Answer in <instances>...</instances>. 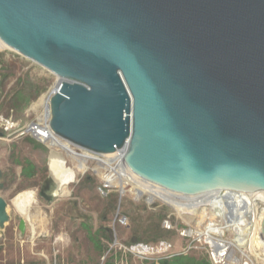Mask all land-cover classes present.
<instances>
[{"label":"water","instance_id":"water-1","mask_svg":"<svg viewBox=\"0 0 264 264\" xmlns=\"http://www.w3.org/2000/svg\"><path fill=\"white\" fill-rule=\"evenodd\" d=\"M0 40L57 77L63 139L195 202L264 195V0H0Z\"/></svg>","mask_w":264,"mask_h":264},{"label":"rangeland","instance_id":"rangeland-1","mask_svg":"<svg viewBox=\"0 0 264 264\" xmlns=\"http://www.w3.org/2000/svg\"><path fill=\"white\" fill-rule=\"evenodd\" d=\"M56 80L54 74L15 50L1 48L0 118H11L17 128L44 115L41 98L49 94ZM0 132V196L8 203L10 217L0 229V264H160L161 260L169 264L183 260L185 264H198L200 260L211 264L201 251L169 258L133 254L129 245L135 242L156 246L167 242L172 249L181 250L187 241L176 231L161 227L163 218L180 225L181 213L160 201L134 200L130 192L120 196L116 188L101 195L97 190L101 173L89 169L93 163L85 162L88 168L82 171L64 151L66 164L74 168V181L46 201L39 189L50 172V148L28 136L8 133L1 126ZM27 189L34 190L28 219L12 205L13 198ZM118 211L126 217L125 223L117 221ZM213 212L198 208L181 217L192 225H201ZM20 218L25 219L23 233L18 228Z\"/></svg>","mask_w":264,"mask_h":264},{"label":"built area","instance_id":"built-area-1","mask_svg":"<svg viewBox=\"0 0 264 264\" xmlns=\"http://www.w3.org/2000/svg\"><path fill=\"white\" fill-rule=\"evenodd\" d=\"M46 97L48 98L47 114L32 119L17 128L16 123L11 118H0V126L8 133L14 131L18 136H28L52 150L64 151L61 147L62 144L66 143L67 147L65 148L76 159H82L84 163L90 161L93 163V166L89 167V169L94 173L98 171L101 173L100 183L97 185V190L101 195H106L109 190L116 188L120 196L130 192L133 194L134 200H139L142 195H145L148 203L160 201L172 206L162 199L161 196L152 193L154 189L155 191L156 189L164 190L163 188L155 186L133 173L135 177L143 181L142 186L144 190L135 186L131 187L132 183L130 179L126 181L125 190L128 188L126 191L119 184L112 183L110 178H115L117 174L115 166L118 162L123 163L125 146L116 149L114 152H111L112 155L108 156L107 154L109 153H95L75 146L55 134L49 125L50 92ZM85 167L82 171H87L88 166ZM158 190L157 192L161 195L167 194L165 191L161 192ZM170 193L169 195L171 196ZM172 194L182 200L187 199L174 193ZM210 196L218 201L216 206H213L210 202H205V204H199L191 212L181 213L189 215L198 208L214 210L212 216L205 219L201 225L190 224L181 217L178 211L181 219L180 225H178L177 221L173 222L168 218L162 219L161 227L163 230H174L178 233L179 237L187 241L181 250L172 249L167 242H164L160 246L147 242H135L129 245V250L137 256H144V258H148L149 256L169 258L176 255H186L192 251H201L208 257L211 264H264V243L261 249L258 247L251 248L255 237V229L258 228L257 230L262 233L259 227L261 225L264 226L263 220L262 222L258 221L259 213L264 215V196L228 190L214 191ZM116 219L118 222L125 223L126 217L118 211Z\"/></svg>","mask_w":264,"mask_h":264},{"label":"bare ground","instance_id":"bare-ground-1","mask_svg":"<svg viewBox=\"0 0 264 264\" xmlns=\"http://www.w3.org/2000/svg\"><path fill=\"white\" fill-rule=\"evenodd\" d=\"M1 48H10V47L7 46L3 41L0 40V49ZM10 49H12V48H10ZM41 99L44 101V103H43L44 109H45L44 112H45V114H47V112H48L47 99L48 98L43 96V98H41ZM65 147H67L66 143L62 144L61 148L64 150L66 155L70 156V158H72V160H74L76 162V167H78V169H84L85 168L84 161L82 159H76L75 156L72 155V153H70V151ZM107 155L110 156L112 154L109 153ZM49 164H50V174L53 176L54 180L58 183L59 188L74 181V176H75L74 168H72L71 166H68L66 164L65 156L62 154L61 151L51 150V153L49 156ZM115 167L117 169V171H116L117 174H116L115 178H113V177L110 178L112 183L119 184V186L125 190L126 181H127V179H130L131 183H132L131 187L135 186L136 188H141V190H144V188L142 186L143 181L140 178L135 177L131 172H129L127 170V168L123 165V163L118 162ZM108 177H110V176L108 175ZM126 190H128V188ZM157 190L158 189H156V191H155V189L152 190L153 191L152 193H155L154 195L161 196L162 199H164L167 203L171 204L179 213L191 212L196 207H198L199 204H205V202H210L213 206H216V204L218 203V201L216 199L211 198V196H209L206 200L200 201V202H195V201H192L189 199H183L184 200L183 201L182 199H180L176 196H173L172 193H170L171 194V196H170L169 192L166 191L165 189L164 190L160 189L158 191H161V192L165 191V192H167V194L165 193L166 195L159 194V192H157ZM33 191L28 190V191H23L21 193L19 192V194H17L14 198L12 197L13 198L12 205L15 207V209L19 213L24 215V217L26 219H28L30 217L29 209H30L31 202L34 198V192ZM59 192H61V191H59ZM65 192L66 191H64V190L62 191V193H65ZM255 195L264 196L263 194H255ZM249 200H250V198H249ZM248 202L250 203V201H248ZM33 218L35 219V215L33 216ZM258 218H259V220H258L259 222L260 221L262 222V220L264 222V215H262V213H259ZM28 225H27V227H28ZM257 229H255V231H254L255 237L253 240V246H251V248L258 247L261 249V247L264 243V226L261 225V227H259V229L262 230V233H260Z\"/></svg>","mask_w":264,"mask_h":264},{"label":"trees","instance_id":"trees-1","mask_svg":"<svg viewBox=\"0 0 264 264\" xmlns=\"http://www.w3.org/2000/svg\"><path fill=\"white\" fill-rule=\"evenodd\" d=\"M196 252V251H195ZM190 254H193V253H188V254H186V255H190ZM185 255V256H186ZM179 256H182V255H178V257ZM186 262H184V260L180 263V264H185ZM160 264H169L168 263V260H161V262H160ZM198 264H204V262L202 261V260H200V261H198Z\"/></svg>","mask_w":264,"mask_h":264},{"label":"crops","instance_id":"crops-1","mask_svg":"<svg viewBox=\"0 0 264 264\" xmlns=\"http://www.w3.org/2000/svg\"><path fill=\"white\" fill-rule=\"evenodd\" d=\"M51 150H52V149H50V153H51Z\"/></svg>","mask_w":264,"mask_h":264}]
</instances>
